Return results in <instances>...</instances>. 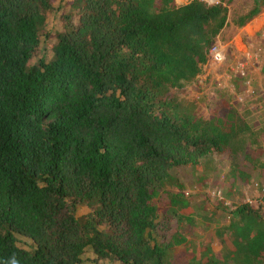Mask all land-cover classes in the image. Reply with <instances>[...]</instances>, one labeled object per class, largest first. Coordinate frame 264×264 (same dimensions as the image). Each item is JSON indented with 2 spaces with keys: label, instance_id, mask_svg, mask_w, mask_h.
Listing matches in <instances>:
<instances>
[{
  "label": "trees",
  "instance_id": "obj_1",
  "mask_svg": "<svg viewBox=\"0 0 264 264\" xmlns=\"http://www.w3.org/2000/svg\"><path fill=\"white\" fill-rule=\"evenodd\" d=\"M55 1L0 0V264H264V210L241 203L264 185V109L178 97L264 0L230 20L223 0H69L51 32ZM214 157L222 200L170 174L203 190Z\"/></svg>",
  "mask_w": 264,
  "mask_h": 264
},
{
  "label": "rangeland",
  "instance_id": "obj_2",
  "mask_svg": "<svg viewBox=\"0 0 264 264\" xmlns=\"http://www.w3.org/2000/svg\"><path fill=\"white\" fill-rule=\"evenodd\" d=\"M175 5H183L191 0H173ZM207 4L218 3L219 0H200ZM226 4L228 10V19L243 15L251 9V0H223ZM69 0H56L54 2V9L52 13L48 15L46 30L55 31L59 30L61 26L60 14L67 10V3ZM259 18L260 21L253 25L255 19ZM252 26L251 30L261 25L258 34L255 38L246 39L244 41L243 58L236 49L230 44L226 43L228 39L236 36L238 30L245 26ZM242 28L237 29L233 25H229L223 29L220 33L222 38L220 39V44L223 48L221 54L222 60L220 62H212L211 60L207 62L201 70L200 75L196 78L194 83H189L185 85L181 94H179V99L184 101L186 104H190L193 111L195 110L197 114L205 116L213 109L215 103L218 99H227L234 106L236 111H252L256 109L258 105L261 106V110L258 113L263 114L264 109V80L255 81L252 77L254 75V70L256 69V64L253 61L250 63L251 59H259V56L264 57V50L260 53L258 50H253L260 45H264V3L261 12L251 21L246 23ZM261 32V33H259ZM257 33V32H256ZM228 38V39H227ZM227 39V40H226ZM253 52V54H252ZM246 54V55H245ZM224 58V60H223ZM262 70V69H261ZM262 72V71H261ZM236 79H240L242 82V89L236 91L232 82ZM256 113V114H258ZM248 116V115H247ZM262 116V115H261ZM254 118L249 120V123H254ZM260 145L263 149V161H264V136H260ZM216 166V170L213 177L223 175L227 171V159L225 157H214L212 158ZM212 166V165H211ZM170 174L175 177L180 183L184 185L185 191L188 193H204L209 196V200L221 199V191L218 186L219 178L212 179L208 182V186L203 190H198L195 188V176H193L190 169L185 167H176L170 171ZM256 189L251 188L249 185L244 186L241 189V194L243 196L241 203H250L256 197ZM225 205L229 204L228 200H225ZM253 204V203H252ZM249 205V204H248ZM87 212V209L81 207L77 210V215H81ZM158 226L159 235L162 238H166L172 231L174 226V221L172 219L159 221ZM202 235V234H198ZM194 238V237H193ZM17 241L22 248L28 247V241L24 238L17 237ZM80 264H95L93 262V256L88 250L82 257V262ZM102 264H111L103 262Z\"/></svg>",
  "mask_w": 264,
  "mask_h": 264
},
{
  "label": "crops",
  "instance_id": "obj_3",
  "mask_svg": "<svg viewBox=\"0 0 264 264\" xmlns=\"http://www.w3.org/2000/svg\"><path fill=\"white\" fill-rule=\"evenodd\" d=\"M257 20H260L259 18L255 19L254 21H257ZM258 22L260 21H257L255 22L253 25L257 24ZM261 25H258L257 27H255L254 29L251 30L252 26H245L243 27L242 29L238 30V33H236V36L235 37H232L231 39H228V41L226 43H230L235 49L236 51L242 55V58H243V50H246L245 47H244V41L246 39H251V38H255L256 35L258 34V31H259V28H260ZM257 32V33H256ZM222 38L221 35H219L217 37V39L215 40L216 43H219V51L223 52V48L220 44V39ZM226 39V40H227ZM261 44V43H260ZM255 48L253 50V52L255 50H258L260 53L263 52L264 50V45H260ZM264 44V43H263ZM252 52V54H253ZM246 55V54H245ZM224 60V58H223ZM253 61L254 64H256V69L254 70V75H253V79L256 81H259L261 79L264 80V57H261V55L259 56V59H251L250 63ZM209 62V61H208ZM262 69V70H261ZM262 71V72H261Z\"/></svg>",
  "mask_w": 264,
  "mask_h": 264
},
{
  "label": "built area",
  "instance_id": "obj_4",
  "mask_svg": "<svg viewBox=\"0 0 264 264\" xmlns=\"http://www.w3.org/2000/svg\"><path fill=\"white\" fill-rule=\"evenodd\" d=\"M261 33V32H259ZM264 33H262V36ZM212 62H220L222 60L221 52L219 51V43L214 42V44L210 47L208 52V61ZM256 191V197H254V200H251L249 205L256 201L258 206L264 210V185L259 186V189Z\"/></svg>",
  "mask_w": 264,
  "mask_h": 264
},
{
  "label": "clouds",
  "instance_id": "obj_5",
  "mask_svg": "<svg viewBox=\"0 0 264 264\" xmlns=\"http://www.w3.org/2000/svg\"><path fill=\"white\" fill-rule=\"evenodd\" d=\"M13 264H15V261H13Z\"/></svg>",
  "mask_w": 264,
  "mask_h": 264
}]
</instances>
